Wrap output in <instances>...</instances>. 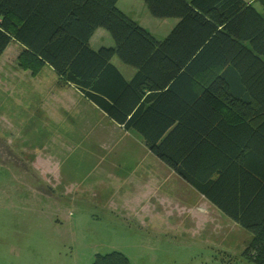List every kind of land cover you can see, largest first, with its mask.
<instances>
[{
	"label": "trees",
	"instance_id": "obj_1",
	"mask_svg": "<svg viewBox=\"0 0 264 264\" xmlns=\"http://www.w3.org/2000/svg\"><path fill=\"white\" fill-rule=\"evenodd\" d=\"M118 0H0V55L15 39L16 62L45 65L72 85L220 212L247 230L243 250L264 264V0H143L178 22L157 39ZM102 27L113 46L94 49ZM116 56L135 68L126 79ZM202 81H198V77ZM90 264H132L119 250Z\"/></svg>",
	"mask_w": 264,
	"mask_h": 264
},
{
	"label": "rangeland",
	"instance_id": "obj_2",
	"mask_svg": "<svg viewBox=\"0 0 264 264\" xmlns=\"http://www.w3.org/2000/svg\"><path fill=\"white\" fill-rule=\"evenodd\" d=\"M255 6L264 14V5ZM21 50L12 39L0 55L3 264H37L26 257L31 250L55 264L114 249L133 264H254L243 255L247 230L143 143L126 142L123 128L77 88L60 86L51 67L20 68ZM47 155L60 156L51 169L62 179L56 188L35 161Z\"/></svg>",
	"mask_w": 264,
	"mask_h": 264
},
{
	"label": "crops",
	"instance_id": "obj_3",
	"mask_svg": "<svg viewBox=\"0 0 264 264\" xmlns=\"http://www.w3.org/2000/svg\"><path fill=\"white\" fill-rule=\"evenodd\" d=\"M117 7L128 17L135 20L140 26L145 28L149 33H151L152 36H154L157 39L164 38L178 22V18L176 17L160 18V19L152 18L151 16L152 14L147 9L143 0H118ZM100 29L102 28H97L90 37L89 44L91 45V47L94 49H98L101 46H113V39L111 38V35L105 32V30L101 31ZM112 62L117 66V68L120 70V72L123 74V76L126 79H130L135 73V68L122 63L118 59L116 60L112 59ZM120 133L123 139L129 144L130 142L133 143L139 142L144 144L141 135L134 130L123 129V132ZM59 158L60 156H56L55 158H53V156L51 155H47L42 159L37 158V160L33 158L35 161L40 162V165L43 169L42 171L43 180L46 181V185L49 187L55 186L56 188V186H59L60 184L59 180L62 181L57 171H51L53 167L54 169L56 168L55 165H58L57 159ZM54 255L55 254H53V256ZM93 256L94 253H86L85 255L80 256L78 255V252H75L72 255H70V257L61 256L63 260H59L57 258L56 260L57 262L55 264H90ZM17 257H21L20 253L17 254ZM26 257L27 259L30 258L32 261L34 258H37L36 261L37 264H43L44 260L48 258L47 255L42 254L41 251L34 253L33 250H31V252L27 254ZM3 260L4 259L0 255V264H3L2 263Z\"/></svg>",
	"mask_w": 264,
	"mask_h": 264
}]
</instances>
